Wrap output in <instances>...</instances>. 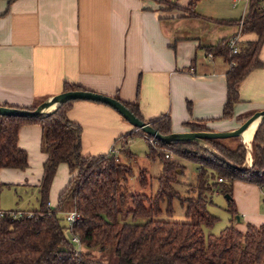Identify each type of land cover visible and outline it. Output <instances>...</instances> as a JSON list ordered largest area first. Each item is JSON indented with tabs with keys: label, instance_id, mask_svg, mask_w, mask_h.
Masks as SVG:
<instances>
[{
	"label": "crops",
	"instance_id": "obj_1",
	"mask_svg": "<svg viewBox=\"0 0 264 264\" xmlns=\"http://www.w3.org/2000/svg\"><path fill=\"white\" fill-rule=\"evenodd\" d=\"M174 1L188 5L191 0ZM157 2L0 0V105H37L63 91L67 81L136 102L145 119L166 113L175 132L192 130L189 122L204 124L208 130H231L264 109L263 65L240 82V99L233 107V116H223L230 64L227 57L208 52L206 46L236 34L237 29L228 22L235 20L232 23L239 25L238 19H220L203 28L204 34L210 31L208 37L213 34L208 39L199 33L197 22L194 31L184 28V20L201 16L196 10L194 14L165 10L156 6ZM247 10L248 5L245 13ZM239 38L242 51L258 34L241 32ZM260 58L264 63V43ZM67 116L82 126L84 155L116 150L123 135L133 130L116 109L95 100H75ZM261 124L264 133V120ZM137 134L150 143L145 135L134 133L127 148L135 155L132 149ZM42 139L41 124L21 126L18 145L27 150L29 165L0 168V209H11L3 203L4 192L11 188H20L21 194L33 192L36 199L34 207L20 211L40 206L39 184L47 158ZM66 168L70 171L65 162L58 166L49 196L52 207L68 184ZM3 183L15 186L5 189ZM263 187L247 180L233 181L232 197L241 218L239 228L245 230L249 223L264 224ZM224 194L228 207L231 197ZM230 221L233 223V218Z\"/></svg>",
	"mask_w": 264,
	"mask_h": 264
},
{
	"label": "trees",
	"instance_id": "obj_2",
	"mask_svg": "<svg viewBox=\"0 0 264 264\" xmlns=\"http://www.w3.org/2000/svg\"><path fill=\"white\" fill-rule=\"evenodd\" d=\"M191 0L189 7L196 6ZM196 10V9H195ZM243 16L238 19V22ZM229 22H236L230 20ZM255 31L258 38L249 41L242 51L231 54L229 38L208 45V52L227 57L228 96L223 116H233V107L239 101L240 82L255 68L264 65L260 58L264 43V0H249L241 32ZM235 62V63H234ZM84 89L78 84L64 82L63 91ZM121 100L139 118L150 122L161 133L172 132L170 115L162 113L145 119L136 102ZM77 99L64 102L54 112L41 117L0 115V168H25L29 165L28 152L18 145L21 126L39 123L43 128L42 150L47 153L44 174L39 184L40 206L22 216L0 215V264H107L95 257L90 249L111 247L118 256V264H264V224L249 223L245 230L233 223L219 234L206 233L205 227L215 224L218 217L207 208L206 194L215 190L230 195L228 209L235 218L239 213L232 197L233 181L242 179L264 185V133L262 124L253 137V164L241 168L246 159L243 143L230 145L225 140L235 137L211 138L218 154L208 151L197 142H158L175 154L198 163V195L185 198L186 221L161 219V202L178 194L174 190L180 165L172 160L163 161V173L154 194L134 192L132 207L123 190L133 174L135 154L128 149L130 161H121L115 150L94 155L82 153V126L67 116V110ZM6 105V104H5ZM16 106L34 109L36 105ZM192 130H208L204 124L188 123ZM133 128H136L133 126ZM141 130V129H140ZM144 134L145 132L141 130ZM134 131L126 133V144ZM122 136V137H123ZM188 146H194L191 150ZM151 152L155 149L149 143ZM202 152V153H201ZM204 153V154H203ZM164 154V153H163ZM67 163L71 177L59 195L55 207L49 205L50 190L59 164ZM219 178L223 180L220 181ZM147 185L150 177L146 170L138 177ZM75 209L79 217L71 233L80 239L82 248L76 247L62 222L64 212ZM132 222H121V215ZM66 219V217H65ZM140 219H145L139 222ZM89 250H84V249Z\"/></svg>",
	"mask_w": 264,
	"mask_h": 264
},
{
	"label": "rangeland",
	"instance_id": "obj_3",
	"mask_svg": "<svg viewBox=\"0 0 264 264\" xmlns=\"http://www.w3.org/2000/svg\"><path fill=\"white\" fill-rule=\"evenodd\" d=\"M183 1V0H181ZM179 1L180 3H182ZM189 1V0H187ZM161 6V8L165 10H173V9H181L186 11L187 13L194 14L195 9L201 15L199 18L191 17V20H184V28L190 31H194L197 29V26H194V23H199L198 29L200 34H204L201 31L205 27H210L211 25H215V22L220 19H239L242 15H245L247 0H197L196 6L192 5L189 7L188 5H180L177 1L174 0H158L156 6ZM229 26L237 29L239 31V25L237 23L228 22ZM210 34L206 32L204 35L211 39L213 34L208 37ZM134 133H140V129L136 130L133 128ZM133 133V134H134ZM132 134V136H133ZM147 133H144L145 135ZM150 142V141H149ZM226 144L236 145L237 143H243L241 137H236V140H225ZM202 148L207 149L208 151H216L215 147L209 142L199 143ZM245 146V144H244ZM155 152H151L149 149V143L146 138L137 134L136 135V143L135 149H132L136 152L135 159L132 160L133 165V174L130 176L128 182L124 183L123 190L126 192L128 196L127 206L132 207L131 194L134 192H145L148 194H154L159 186L158 177L163 173V159L164 160H172L180 165L182 172L177 175V182L174 184V190L178 191V194L171 199L172 208L168 209L169 200L165 199L161 202L162 212L158 215V218L161 219H171L176 221H186L189 217L186 215V200L185 198L188 196L198 195V163L195 161L183 158L180 155L175 154L170 148L162 146L159 142L153 146ZM191 150H195L194 146H188ZM246 148V147H245ZM247 149V148H246ZM118 156H120L121 161H130V157L127 154L128 148L126 144V139L122 138L119 142L117 149L115 150ZM164 153V154H163ZM202 153V152H201ZM169 154V156H167ZM204 154V153H203ZM66 167V166H65ZM65 170V175H67V181L70 179V171L68 168ZM146 170L147 175L150 177V181L147 185H141L138 177L141 175V171ZM61 173V169L58 171ZM68 173V174H67ZM2 188L6 186H15L13 184L3 183L1 184ZM17 187V185H16ZM7 189V188H5ZM9 189V188H8ZM18 190V191H17ZM217 191V190H216ZM214 192L212 197L206 194L207 199V208L215 214L218 219L215 224L211 227H205L206 233L219 234L222 229L231 224L230 219L233 218L232 213L229 211L227 207V198L225 194L218 190V192ZM33 192L30 194H21V189L11 188L8 191L4 192L3 203L5 206H11L8 210H19V209H27L34 207V203H36V199L32 197ZM28 212V211H24ZM239 215V214H238ZM121 222H132V218L130 216H126L125 214L120 217ZM145 219H140L139 222H143ZM234 225L240 229L237 225L241 224L240 221L233 218ZM62 222L67 226L66 232L69 236L72 235L71 230L68 228L69 222L63 216ZM241 226V225H239ZM76 247L78 246L75 244ZM79 247V246H78ZM89 250V249H84ZM89 251L92 254L105 261L107 264H118V256L115 250L111 247L106 249H100L99 247L90 249Z\"/></svg>",
	"mask_w": 264,
	"mask_h": 264
},
{
	"label": "water",
	"instance_id": "obj_4",
	"mask_svg": "<svg viewBox=\"0 0 264 264\" xmlns=\"http://www.w3.org/2000/svg\"><path fill=\"white\" fill-rule=\"evenodd\" d=\"M72 99H88L108 104L114 109H116L127 121H129L137 129H141L145 133L167 144L175 142H197L202 144V142H207V139L211 138H228L237 136L241 137L243 132L253 122L258 120L259 126L260 122L264 120V109H261L250 115L237 128L231 130H188L180 132L172 131L170 133L163 134L159 130L154 128L150 122L139 118L117 97L92 91L89 89L61 91L60 93H57L43 100L42 102L37 104L34 109L19 108L16 106L9 105H0V115L19 117H41L54 112L64 102ZM245 147L247 148L246 160L241 166V168H249L253 164L252 145L248 147L245 144ZM212 152L218 154V152L216 151ZM250 164L251 166H249ZM237 218L239 221L241 220L240 215H237Z\"/></svg>",
	"mask_w": 264,
	"mask_h": 264
},
{
	"label": "built area",
	"instance_id": "obj_5",
	"mask_svg": "<svg viewBox=\"0 0 264 264\" xmlns=\"http://www.w3.org/2000/svg\"><path fill=\"white\" fill-rule=\"evenodd\" d=\"M248 3H249V0H247V5H248ZM247 5H246V8H247ZM244 16L245 15H243V19L240 20L239 31L236 34H234L233 36H231L228 40V45H229L231 54H236L240 51V46H239V41H240L239 39L240 38L239 37H240V33H241L243 23H244ZM136 130H138V129L136 128ZM145 136L148 138V140L150 141V143L153 146H155V144L158 143V139H156L155 137H153L149 134H145ZM167 156H169V154H167ZM219 180L222 181L223 179L219 178ZM263 193H264V187H263ZM49 205H51L50 202H49ZM6 214H10L13 217H18V216H22L23 211H20V210H16V211L8 210V211H6V210L0 209V215H6ZM28 214L31 215L32 213L28 212ZM64 216L66 217V220L69 222L68 228L71 230L73 223L79 217V213L75 209H73V210H69V211L64 212ZM71 240L74 243H77V245L79 246L78 247L79 249L82 248V245L80 243V239L77 235H72Z\"/></svg>",
	"mask_w": 264,
	"mask_h": 264
},
{
	"label": "bare ground",
	"instance_id": "obj_6",
	"mask_svg": "<svg viewBox=\"0 0 264 264\" xmlns=\"http://www.w3.org/2000/svg\"><path fill=\"white\" fill-rule=\"evenodd\" d=\"M258 126V120L253 122L242 134V141L250 147L252 145L253 137Z\"/></svg>",
	"mask_w": 264,
	"mask_h": 264
}]
</instances>
